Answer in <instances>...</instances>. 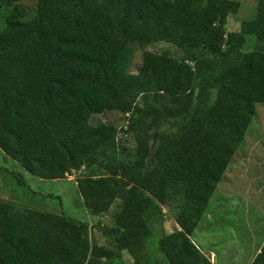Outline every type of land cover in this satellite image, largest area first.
Here are the masks:
<instances>
[{
    "label": "trees",
    "instance_id": "obj_1",
    "mask_svg": "<svg viewBox=\"0 0 264 264\" xmlns=\"http://www.w3.org/2000/svg\"><path fill=\"white\" fill-rule=\"evenodd\" d=\"M19 1L0 0V9L14 5L0 28L2 153L44 180L64 179L86 163L103 167L109 176L90 174L76 184L96 213L117 194L112 176L123 174L133 190L114 217L117 249L134 264H212L190 236L256 104H264V49L242 52L246 35L264 43V0L254 20L229 34L236 0H38L32 17ZM137 40L170 43L182 59L148 55L138 73H127L118 63ZM140 97L152 104L140 106ZM103 112L187 122L159 136L158 160L143 170L113 155L115 127L85 128ZM170 191L184 199L181 230L158 236L150 224ZM86 233L80 220L0 204V264H104L91 257ZM250 264H264V243Z\"/></svg>",
    "mask_w": 264,
    "mask_h": 264
},
{
    "label": "rangeland",
    "instance_id": "obj_2",
    "mask_svg": "<svg viewBox=\"0 0 264 264\" xmlns=\"http://www.w3.org/2000/svg\"><path fill=\"white\" fill-rule=\"evenodd\" d=\"M37 1L20 0L16 4L23 6L32 17L36 13ZM236 1L240 7L236 15L228 17L226 34L239 32L243 22L256 18L257 0ZM13 6L0 9V28ZM245 38L242 52L264 49V43L255 35H246ZM161 54L179 60L183 56L182 51L170 43L137 40L129 43L118 66L135 74L140 71L145 56ZM214 96L213 91L212 99ZM145 102L152 104V100L142 97L138 100L140 106ZM186 122L183 117L154 119L144 114L126 117L117 112H103L91 116L85 128L99 124L115 127L113 155L147 170L158 160L159 136L176 134ZM14 172L22 175V183L17 182ZM90 174L109 176L103 167L86 163L64 179L44 180L25 171L0 150V204L22 214L34 209L80 220L87 225L86 238L91 257L102 259L104 264H134L127 252L117 249L115 236L119 229L114 224V217L133 186L123 174L113 175L117 194L102 213H96L85 207L76 187L77 180ZM183 202V196L172 191L166 194L163 202H156L161 213L150 226L158 236L181 230L176 217ZM190 239L212 264H250L264 243V104H256L244 140L226 167ZM100 248L112 251V256L101 257Z\"/></svg>",
    "mask_w": 264,
    "mask_h": 264
},
{
    "label": "crops",
    "instance_id": "obj_3",
    "mask_svg": "<svg viewBox=\"0 0 264 264\" xmlns=\"http://www.w3.org/2000/svg\"><path fill=\"white\" fill-rule=\"evenodd\" d=\"M6 157V156H5ZM215 264V263H214Z\"/></svg>",
    "mask_w": 264,
    "mask_h": 264
}]
</instances>
